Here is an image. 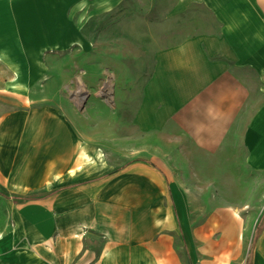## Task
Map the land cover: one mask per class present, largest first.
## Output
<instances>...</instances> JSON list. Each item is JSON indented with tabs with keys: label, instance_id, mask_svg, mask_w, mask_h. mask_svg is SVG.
I'll use <instances>...</instances> for the list:
<instances>
[{
	"label": "crops",
	"instance_id": "1",
	"mask_svg": "<svg viewBox=\"0 0 264 264\" xmlns=\"http://www.w3.org/2000/svg\"><path fill=\"white\" fill-rule=\"evenodd\" d=\"M130 2L0 0V264H185L179 160L264 170V0ZM24 10L47 23L24 25ZM70 10L112 11L113 57L145 65L93 128L67 104L5 105L39 73L23 48L71 40ZM132 24L142 56L123 46ZM250 259L264 264V224Z\"/></svg>",
	"mask_w": 264,
	"mask_h": 264
},
{
	"label": "rangeland",
	"instance_id": "2",
	"mask_svg": "<svg viewBox=\"0 0 264 264\" xmlns=\"http://www.w3.org/2000/svg\"><path fill=\"white\" fill-rule=\"evenodd\" d=\"M136 2L131 0L130 5H143L145 0ZM27 11L24 10V25L35 28L38 23H47L48 10H39V19L27 15ZM115 19L112 11L96 15L88 10L85 16L78 10H70L71 40H81L83 45L67 44L45 52L39 64H35L37 77L23 79L29 82L24 93L16 91L13 78L10 84L13 87L6 96L7 111L29 108L31 104H67L74 112H81L78 119L86 121L89 128L109 123L112 89L140 85L145 67L143 63L118 62L113 57ZM58 21L63 22V18H57ZM131 27L132 31L125 32L123 46L141 55L144 32L135 31L134 24ZM45 33L25 31V35L40 38L47 37ZM36 49L23 48L24 60H32ZM27 63L23 64L25 68ZM1 103L4 105L3 100ZM179 161L178 170L182 173L172 174L170 179L183 212L185 264H246L255 228L264 224V170L246 168L238 159L222 160L215 168L193 165L192 159ZM0 195L6 196L1 188Z\"/></svg>",
	"mask_w": 264,
	"mask_h": 264
},
{
	"label": "bare ground",
	"instance_id": "3",
	"mask_svg": "<svg viewBox=\"0 0 264 264\" xmlns=\"http://www.w3.org/2000/svg\"><path fill=\"white\" fill-rule=\"evenodd\" d=\"M67 44H76V45H83V42L81 40H68ZM63 46L59 45V44H54V45H49V44H44L41 45L39 47H37V49L35 50V55L36 57H38L37 60L40 59L41 56L44 55L45 52H47L48 50H58L59 48H62Z\"/></svg>",
	"mask_w": 264,
	"mask_h": 264
},
{
	"label": "trees",
	"instance_id": "4",
	"mask_svg": "<svg viewBox=\"0 0 264 264\" xmlns=\"http://www.w3.org/2000/svg\"><path fill=\"white\" fill-rule=\"evenodd\" d=\"M262 226H263V223L261 225L257 224V226L255 228V231H254V234H253V237H252L251 245L253 244L254 240L256 239L258 234L260 233V231L262 229ZM251 252H252V246L249 249V254H248V258H247V263L246 264H250L249 260H250V257H251Z\"/></svg>",
	"mask_w": 264,
	"mask_h": 264
}]
</instances>
